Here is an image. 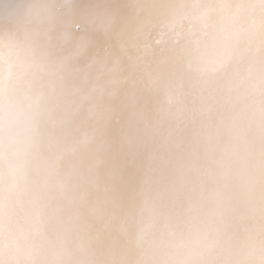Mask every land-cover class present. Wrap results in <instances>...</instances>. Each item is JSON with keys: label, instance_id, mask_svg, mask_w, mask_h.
Instances as JSON below:
<instances>
[{"label": "clouds", "instance_id": "9594fccd", "mask_svg": "<svg viewBox=\"0 0 264 264\" xmlns=\"http://www.w3.org/2000/svg\"><path fill=\"white\" fill-rule=\"evenodd\" d=\"M0 264H264V0H0Z\"/></svg>", "mask_w": 264, "mask_h": 264}]
</instances>
